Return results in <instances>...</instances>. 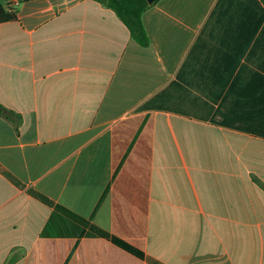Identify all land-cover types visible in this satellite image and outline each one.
Masks as SVG:
<instances>
[{
	"label": "crops",
	"instance_id": "0c3cea01",
	"mask_svg": "<svg viewBox=\"0 0 264 264\" xmlns=\"http://www.w3.org/2000/svg\"><path fill=\"white\" fill-rule=\"evenodd\" d=\"M0 0V264H264V4Z\"/></svg>",
	"mask_w": 264,
	"mask_h": 264
},
{
	"label": "trees",
	"instance_id": "16d2710c",
	"mask_svg": "<svg viewBox=\"0 0 264 264\" xmlns=\"http://www.w3.org/2000/svg\"><path fill=\"white\" fill-rule=\"evenodd\" d=\"M106 7L112 9L128 28L131 37L141 46L149 43L146 30L143 26L141 16L143 12L155 3H148L146 0H96ZM264 4V0H260ZM1 107V106H0ZM12 260L5 264H11Z\"/></svg>",
	"mask_w": 264,
	"mask_h": 264
},
{
	"label": "water",
	"instance_id": "95a60500",
	"mask_svg": "<svg viewBox=\"0 0 264 264\" xmlns=\"http://www.w3.org/2000/svg\"><path fill=\"white\" fill-rule=\"evenodd\" d=\"M148 3H152L154 0H146Z\"/></svg>",
	"mask_w": 264,
	"mask_h": 264
}]
</instances>
